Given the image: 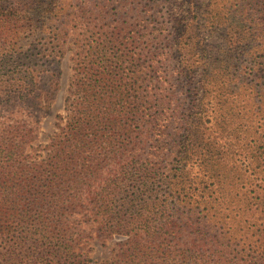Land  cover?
I'll list each match as a JSON object with an SVG mask.
<instances>
[{
    "label": "trees",
    "instance_id": "trees-1",
    "mask_svg": "<svg viewBox=\"0 0 264 264\" xmlns=\"http://www.w3.org/2000/svg\"><path fill=\"white\" fill-rule=\"evenodd\" d=\"M22 2L0 0V264H93L87 253L75 254L73 241L84 230L69 223L85 209L86 221L99 223L103 233L143 234V241L123 243L108 264H264V193L253 194L251 203L243 196L230 200L234 171L210 163L215 155L218 164L222 150L204 136L201 101L184 116L178 105L171 108L182 115L181 123L174 118L173 139L165 123L170 106L162 104L147 122L142 103L148 98L135 93V53L125 41L123 53L109 56L98 43L75 58L57 130L41 158L27 151L36 136L32 122L51 112L59 76L32 68L26 51H5L26 26ZM190 71L182 67L179 74L191 80ZM151 140L156 151L130 156L129 148L143 149ZM257 148L256 167L264 173V143ZM204 163L218 189L193 200L190 168ZM110 164L117 168L108 170Z\"/></svg>",
    "mask_w": 264,
    "mask_h": 264
},
{
    "label": "rangeland",
    "instance_id": "rangeland-1",
    "mask_svg": "<svg viewBox=\"0 0 264 264\" xmlns=\"http://www.w3.org/2000/svg\"><path fill=\"white\" fill-rule=\"evenodd\" d=\"M22 4L26 26L17 32L15 44L5 45V51L17 56L26 51L32 68L59 76L51 112L32 122L36 136L27 151L33 157L44 155L49 136L57 130L56 114H64L75 58L84 55L87 45L95 48L98 43L106 44L109 56L123 53L126 47L121 41H125L135 53L130 63L139 76L133 78L135 93L148 98L142 103L147 122L159 116L162 104L170 106L168 114L172 115H167L165 123L173 139L174 118L194 113L201 101L207 126L204 136L222 150L218 164L215 155L210 163L221 172L234 171L229 188L235 193L230 200L239 202L243 196V202L251 203L253 194L264 193V173L256 167L261 157L257 146L264 143V51L260 50L264 0H23ZM182 67L191 70V80L179 74ZM177 105L182 115L172 110ZM255 126L257 133L252 132ZM137 147L129 148L130 156L149 155L157 149L152 140L143 149ZM127 161L131 163V157ZM110 168L117 166L110 164ZM211 168L207 163L190 168L193 187H197L193 200L203 198L198 195L201 191L204 197L216 193L218 183L212 182L215 172ZM172 194L165 192L168 197ZM222 199L226 201V196ZM86 212L74 213L69 223L76 228L80 224L84 230L73 241L75 254L87 253L93 264H108L126 241L144 240L139 230L131 233L137 238L103 233L99 223L86 221Z\"/></svg>",
    "mask_w": 264,
    "mask_h": 264
}]
</instances>
